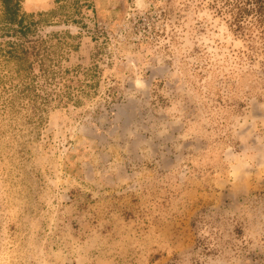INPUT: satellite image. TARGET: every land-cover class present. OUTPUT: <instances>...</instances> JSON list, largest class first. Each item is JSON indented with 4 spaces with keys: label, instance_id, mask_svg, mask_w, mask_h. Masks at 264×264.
Returning <instances> with one entry per match:
<instances>
[{
    "label": "rangeland",
    "instance_id": "1",
    "mask_svg": "<svg viewBox=\"0 0 264 264\" xmlns=\"http://www.w3.org/2000/svg\"><path fill=\"white\" fill-rule=\"evenodd\" d=\"M242 1L0 20V264H264V23Z\"/></svg>",
    "mask_w": 264,
    "mask_h": 264
},
{
    "label": "trees",
    "instance_id": "2",
    "mask_svg": "<svg viewBox=\"0 0 264 264\" xmlns=\"http://www.w3.org/2000/svg\"><path fill=\"white\" fill-rule=\"evenodd\" d=\"M59 3L60 0H54ZM248 6L253 5L257 14L255 22L263 24L264 0H243ZM241 14L248 12L246 8H239ZM241 16V15H240ZM0 20L9 26H16L21 35L25 36L30 31V24L34 23L33 15L26 13L22 8V0H0Z\"/></svg>",
    "mask_w": 264,
    "mask_h": 264
}]
</instances>
